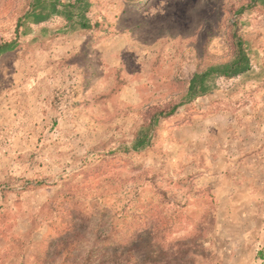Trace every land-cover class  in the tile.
<instances>
[{
  "label": "rangeland",
  "instance_id": "obj_1",
  "mask_svg": "<svg viewBox=\"0 0 264 264\" xmlns=\"http://www.w3.org/2000/svg\"><path fill=\"white\" fill-rule=\"evenodd\" d=\"M28 1L0 0V44ZM91 2L100 29L0 58V264H264V2ZM236 35L251 69L181 104Z\"/></svg>",
  "mask_w": 264,
  "mask_h": 264
},
{
  "label": "trees",
  "instance_id": "obj_2",
  "mask_svg": "<svg viewBox=\"0 0 264 264\" xmlns=\"http://www.w3.org/2000/svg\"><path fill=\"white\" fill-rule=\"evenodd\" d=\"M131 2L141 3L142 0H129ZM264 2V0H260ZM93 3L91 0H29L28 10L17 18L15 39L0 44V58L14 53L20 48L21 43L17 37L29 35L30 27L38 26L48 22L53 18H59L63 21L62 32L67 31H91L100 29V23L92 22L89 14L92 11ZM241 14V13H239ZM33 38L31 41H36ZM233 59L222 65L208 67L206 70L193 74L188 82L186 95L183 105H191L197 99L205 97L215 89L217 78L226 80L234 79L246 74L251 69L250 45L235 36ZM179 107H173L169 111H158L152 115L149 123L138 131L135 141L131 147L132 151L139 153L147 149L151 144V133L157 128L161 121H165L175 114Z\"/></svg>",
  "mask_w": 264,
  "mask_h": 264
}]
</instances>
